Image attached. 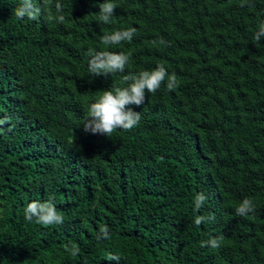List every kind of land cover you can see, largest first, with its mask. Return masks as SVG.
Returning <instances> with one entry per match:
<instances>
[{"label":"trees","instance_id":"obj_1","mask_svg":"<svg viewBox=\"0 0 264 264\" xmlns=\"http://www.w3.org/2000/svg\"><path fill=\"white\" fill-rule=\"evenodd\" d=\"M57 2L64 23L0 0V264H264V0H111L108 24L104 0ZM90 50L129 55L125 72L93 76ZM160 64L178 87L131 105L137 127L83 130L101 91ZM245 198L255 211L238 216ZM45 201L63 224L25 219Z\"/></svg>","mask_w":264,"mask_h":264},{"label":"clouds","instance_id":"obj_2","mask_svg":"<svg viewBox=\"0 0 264 264\" xmlns=\"http://www.w3.org/2000/svg\"><path fill=\"white\" fill-rule=\"evenodd\" d=\"M245 0H242L241 7L244 6ZM46 0H41L38 6L36 0H21L19 7L14 10V15L18 20L35 21L42 14L46 15L48 22L56 21L64 23L65 15L63 14V6L59 2L55 4V14L51 9L46 8ZM117 4L111 0H104L99 5V21L108 24L111 23L115 16ZM137 29L130 27L126 30L115 31L110 35L102 37V43L107 46L119 45L122 42H131ZM264 38V24L259 25L258 31L254 34V39L259 42ZM161 43H164L161 40ZM88 55L91 59L88 61V71L93 76L113 75L115 73H124L128 66L130 57L124 53H116L111 51H89ZM126 83V87H112L110 90H103L97 95L95 102L90 105L88 116L83 122V130L93 135H103L110 137L115 131H131L138 126L141 120V114L135 112L130 107H137L145 103L148 94H155L162 84L167 81V88L174 90L178 87L175 74L169 75L163 64L157 65L155 69L148 71H140L135 75H124L122 77ZM7 123L6 119H0V125ZM206 197L203 194L196 196V208L199 209L205 202ZM255 211V205L252 198H245L236 208L238 216H247ZM25 219L29 222L44 226L63 224V216L57 211L53 202L45 201L32 202L27 205L24 212ZM205 217L198 216L195 220L197 225L205 221ZM210 219V218H209ZM101 232L107 238V228H102ZM222 243V238H212L208 241H202L201 247L210 246L215 249ZM77 250H73L72 255L75 256ZM112 259H119L113 256Z\"/></svg>","mask_w":264,"mask_h":264}]
</instances>
